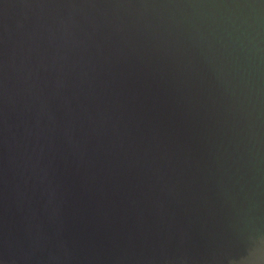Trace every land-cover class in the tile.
<instances>
[{
  "label": "water",
  "instance_id": "water-1",
  "mask_svg": "<svg viewBox=\"0 0 264 264\" xmlns=\"http://www.w3.org/2000/svg\"><path fill=\"white\" fill-rule=\"evenodd\" d=\"M0 264H264V0H0Z\"/></svg>",
  "mask_w": 264,
  "mask_h": 264
}]
</instances>
